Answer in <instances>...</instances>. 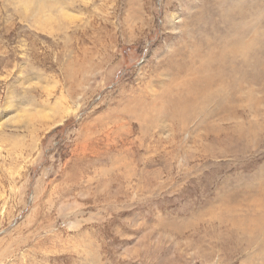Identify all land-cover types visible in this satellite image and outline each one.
<instances>
[{
  "label": "rangeland",
  "instance_id": "374dc122",
  "mask_svg": "<svg viewBox=\"0 0 264 264\" xmlns=\"http://www.w3.org/2000/svg\"><path fill=\"white\" fill-rule=\"evenodd\" d=\"M61 1L0 0V264H264V0Z\"/></svg>",
  "mask_w": 264,
  "mask_h": 264
},
{
  "label": "bare ground",
  "instance_id": "6f19581e",
  "mask_svg": "<svg viewBox=\"0 0 264 264\" xmlns=\"http://www.w3.org/2000/svg\"><path fill=\"white\" fill-rule=\"evenodd\" d=\"M48 1H50V5L51 6H54L55 4H57V7L60 9L59 10V12H66L65 11V8H64V5H63V3H62V1L61 0H21V3H22V5H23V9H24V11L25 12H28V11H31L32 12V15H33V17L35 18V19H39V18H41V17H44L45 19H47V17L45 16V7H46V3L48 2ZM244 27H246V26H244ZM246 29V28H245ZM247 35V34H246ZM241 39V38H240ZM249 39H247L246 38V41H243L241 44L240 43H237L236 44V49H238V50H245L244 48H247V47H250V45H251V42H249L248 41ZM228 48V47H227ZM223 51V50H222ZM231 52V51H230ZM222 53H224V52H222ZM230 54V53H229ZM226 55H228V54H226ZM225 55V56H226ZM231 55V54H230ZM235 55V54H234ZM233 54H232V56H234ZM250 55H252L251 53H250ZM219 56V55H218ZM236 56V55H235ZM210 57H212V56H210ZM209 57V58H210ZM224 57V56H223ZM241 57V56H240ZM248 57V56H247ZM208 58V59H209ZM220 58V57H219ZM222 58V57H221ZM237 58V57H236ZM241 58H243V57H241ZM248 59V58H247ZM220 60V59H219ZM249 62V61H248ZM197 85V84H196ZM189 90H191V89H189ZM199 92H200V90H199ZM190 93V92H189ZM192 93V92H191ZM185 94V93H184ZM187 94V93H186ZM199 95V94H198ZM197 97V96H196ZM210 97V93L208 94V95H206L205 97H204V99L205 98H209ZM184 99H186V98H184ZM191 101V100H190ZM205 101V100H204ZM191 103H192V101H191ZM186 106H188V105H186ZM42 112V111H41ZM43 113V112H42ZM40 114V113H39ZM38 114V115H39ZM46 115H48L47 113H46ZM41 117H42V114L40 115ZM39 116V117H40ZM174 116V115H173Z\"/></svg>",
  "mask_w": 264,
  "mask_h": 264
}]
</instances>
